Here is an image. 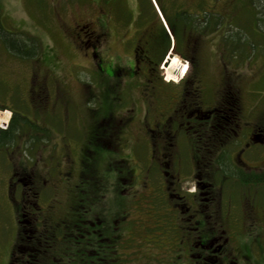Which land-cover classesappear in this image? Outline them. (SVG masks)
Here are the masks:
<instances>
[{"label":"flooded vegetation","instance_id":"af4514ba","mask_svg":"<svg viewBox=\"0 0 264 264\" xmlns=\"http://www.w3.org/2000/svg\"><path fill=\"white\" fill-rule=\"evenodd\" d=\"M97 3V17L82 27L90 49L91 66H94L92 72L114 80L109 86L111 92L116 87L119 89L120 81L140 87L139 137L132 141L136 146L133 154L148 156V163L143 167L145 186L152 188L153 197L156 193L162 194L170 206L157 210L158 214L163 211L159 218L157 213L152 215L141 206L140 197H134L133 209L145 213L146 220L152 219L154 227L145 225L144 219L143 223L141 220L130 222L120 200H115L121 207L113 214L97 208L99 203L106 202L111 191L125 195L134 182L126 160L119 157L123 151V134L136 120L134 113L119 115L128 98L112 95L107 100L106 112L93 124L87 146L77 162L80 170L75 185L80 187L81 197L72 206L73 220L51 218L45 213L51 208L46 188H50L58 174L62 181L71 182L69 166L65 165L67 171L61 169L62 158L51 160V155L45 161V172L35 174L33 170L38 167L31 162L17 165L11 158L16 136H21L23 151L27 147L30 154H34L36 146L44 147L45 141L43 137L38 138L42 132L40 128L36 131L39 124L35 117L26 120V114L18 108L0 105L5 109L1 111L9 115L6 124L0 127V136H3L0 141L11 142V146L9 142L5 144L9 146L6 158L11 166L8 188L20 187L23 203L22 212L19 209L17 212V241L8 264H30L36 258L39 264H121L116 247L125 230L137 229L142 233V241L152 244L145 235L155 227L175 231L171 239L167 235L159 244H152L170 243L171 261L180 260L173 264H246V258L244 263L240 262L245 257L243 254L241 258L235 255V249L243 251L235 232H245L248 225L259 222L264 243V122L243 120L235 40L227 35L226 26L224 29V20L232 26L235 16L223 12L217 0H193L188 5L177 0H97ZM11 5L4 1L0 6V69L3 71L0 77L7 85L12 82L14 88L19 84H14V68L26 65L30 50L26 45V31L14 26ZM113 28H118L122 44L130 45L129 54L100 53L101 41L111 38ZM20 31L21 37L17 36ZM203 48L208 51L204 52ZM174 55L181 66L186 65V71L176 82L163 84V70ZM211 64L219 70V83L208 87L203 75L212 73L208 68ZM161 87L173 96L161 97L158 94ZM35 90L33 86L31 92ZM23 91L22 99L26 102V90ZM184 153L192 156L189 173H185L181 159ZM105 154L110 179L92 167V162ZM249 159L260 163L250 164ZM226 160L232 165L226 164ZM68 162L70 165L71 161ZM48 166L54 167V173ZM152 167L158 169L159 179L151 180ZM184 181H191L193 188L184 186ZM226 181L240 203L235 208L230 198L224 205L219 183ZM250 191L256 204H249L245 199ZM43 199L44 206L40 204ZM55 202H58L56 198ZM96 209L102 211L101 215L95 213ZM59 242L70 250L67 261L58 252ZM83 243L85 247H81Z\"/></svg>","mask_w":264,"mask_h":264},{"label":"rangeland","instance_id":"374dc122","mask_svg":"<svg viewBox=\"0 0 264 264\" xmlns=\"http://www.w3.org/2000/svg\"><path fill=\"white\" fill-rule=\"evenodd\" d=\"M4 1L5 4L7 2L12 4L10 9L15 22L14 26L26 31V45L30 50V57L26 58V65L19 64L14 68V84L19 83L18 85L21 84L20 87L14 85L13 88L12 82L7 85L6 80H2L0 77V105L18 108L21 113L26 114V120L28 117H35V121L39 124L36 131L40 128L42 132L38 135V138L43 137L45 141L42 142V144L45 143L44 147L38 145L34 154H30L27 147L26 152L23 151L21 136H16L14 139L15 148L11 158L17 165L18 163L27 164L28 162L33 165L37 164L38 168L32 169L37 174L38 171L45 172L47 170L44 168L45 161H49L47 156L51 155V160H61L62 158L64 164L59 167L67 171L65 165H68L70 171L69 181L71 182L62 181L60 174H58L57 177L54 175L56 181L53 179L50 188H46V191H48L46 194L52 200H49L51 208L45 213L51 218L63 217L64 219L73 220L71 210L76 205L75 201L81 197L80 187L75 185L76 179H79L77 171L80 170L77 162L83 149L87 146V138L92 134L91 130L94 127V122L99 115L103 116L106 112L107 106H109L107 100L114 95L129 99L127 104L122 106L119 115L134 113V119L136 117V120L132 122L133 124L129 125L123 134V151L122 155L119 156L126 160L127 168L132 170L134 182L125 195L119 196L111 191L106 197V202L99 203L100 205L98 204L97 208L102 211L108 210L113 214L121 207V203L115 201L117 199L124 202L121 208L128 211L130 222L141 220L143 223L144 219L145 225L154 227V223L151 224L152 219L147 221V215L138 212L140 210L133 209L135 204H132L134 203V197H140L142 200L141 206L146 208L152 215H155L154 213H157V210L160 212L161 208H166L167 205L170 206L162 199V194L156 193L153 197L152 188L148 185L145 186L146 173L143 167L148 163V156L133 154L136 146L132 141L139 137L140 87L136 83L130 85L129 81L125 83L120 81L119 89L116 87L111 92L109 86L114 80H108L100 76L97 71L96 73L92 72L94 66H91L90 49L85 42L83 33L85 29L82 27L88 25L92 22V19L97 17V0H0V6ZM217 2L222 4L223 12L228 11V15L235 16L232 26H228L230 21L225 22L224 20V29L226 26L227 35L229 37L232 35L235 40L236 46L234 48L238 56L237 77L243 107V120L262 123L264 122V0H217ZM177 3L188 5L193 3V0H177ZM112 33L110 39L101 41L100 47H98L100 53L102 55L106 52L110 54L117 52L119 54H129L130 45L124 46L122 44L118 38L120 34H118V28L115 30L113 28ZM20 34H22V31L17 36L21 37ZM222 48L224 51L226 47ZM203 51L207 52L208 49L203 48ZM183 67L184 65L181 66L177 56H171L170 65L163 70V84L170 85L172 83L167 74L165 75L166 72L170 77L177 78L178 69L180 71ZM208 68L213 70L212 73L204 74L203 77L205 84L212 87L219 83V70L213 64ZM2 72L0 69V76ZM140 79H143V77ZM23 84L25 88H23ZM33 86L36 90L31 92ZM24 89L26 90V102H23L22 99ZM158 94L161 97L173 96L172 92L167 91L165 87L159 88ZM28 96H30V99ZM47 106H49L48 109ZM132 109H135V111ZM1 110L5 109L0 107V121L4 118L3 116L7 115ZM20 112L19 114H21ZM3 125L5 124L0 122V127H3ZM1 139H3V136H0ZM6 142L9 141H0V264H8L10 258L12 259L18 232L17 212L18 209L22 212L23 206L19 196L22 189L20 187L8 188V176L10 175L11 166L6 158V151L9 150V146L5 145ZM28 142L27 138L26 146L29 144ZM8 144L11 146V142ZM107 156L106 154L99 156L96 162H92V167L105 179L106 177L110 179L105 168ZM40 157L43 159H38ZM114 157L117 158V156ZM181 159L185 164V173H189L188 171L193 163L192 156L184 153ZM251 159L247 162L254 165L260 163ZM68 161H71L70 165ZM226 164L232 165V162L226 160ZM140 165L142 166L140 167ZM41 166L43 168H40ZM48 167L54 173V167ZM150 177L151 180L153 178L159 179L157 168L152 167L150 169ZM192 184L191 181L183 182L184 186L191 189L193 188ZM229 186L227 181L224 184L219 183L220 192L222 195L224 194V205L228 204L227 200L230 198L235 208L240 203H238L236 192H230ZM253 194L250 191L245 196L249 204H256L257 200H255ZM260 195L263 196V194ZM55 198L58 202H55ZM40 204L46 205L44 199ZM102 211L96 209L95 213L98 212L101 215ZM142 212L144 211L142 210ZM162 213L163 211H161V214L157 213V216L160 218ZM155 228L147 231L145 235L147 241L152 244H159L160 239L167 235L171 239V236L175 233L170 228L169 230L165 227ZM136 230L135 228L125 230V235L117 241L119 243L116 247V256L121 264H173V261L180 262L175 258L171 261L172 253L170 251L172 245L170 243L165 242L164 245L160 246L146 244L141 239L140 235L142 233ZM262 231L263 227L258 222L256 225H248L245 232H235L236 239L243 250L241 252L240 249L234 248L235 255L239 258L242 257V254L245 256L242 257L241 263H244V258H246L248 260H246V264H264ZM140 242H143V244ZM85 246L83 243L81 247ZM57 248L61 258L67 261L70 254L66 255L70 253V250L67 251L60 242ZM78 256L81 255L78 254Z\"/></svg>","mask_w":264,"mask_h":264},{"label":"bare ground","instance_id":"6f19581e","mask_svg":"<svg viewBox=\"0 0 264 264\" xmlns=\"http://www.w3.org/2000/svg\"><path fill=\"white\" fill-rule=\"evenodd\" d=\"M185 67V68H184ZM184 67L183 68H181V70L179 71V74L178 75H176L177 76V78H173V77H170L169 75H168V73L166 72L165 73V75L167 74V77L170 79V80H172V81H177L178 79H179V77H180V75H182L186 70V65H184ZM4 118H3V120L5 121L7 118H8V115H5V116H3ZM1 122V121H0Z\"/></svg>","mask_w":264,"mask_h":264},{"label":"trees","instance_id":"16d2710c","mask_svg":"<svg viewBox=\"0 0 264 264\" xmlns=\"http://www.w3.org/2000/svg\"><path fill=\"white\" fill-rule=\"evenodd\" d=\"M18 254H20V253H18ZM16 255H17V252H16ZM30 264H39V262L37 261V258H36V260L33 261V263H30Z\"/></svg>","mask_w":264,"mask_h":264}]
</instances>
